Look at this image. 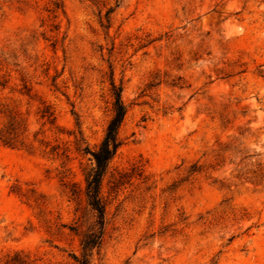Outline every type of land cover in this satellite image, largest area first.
<instances>
[{"label":"rangeland","instance_id":"rangeland-1","mask_svg":"<svg viewBox=\"0 0 264 264\" xmlns=\"http://www.w3.org/2000/svg\"><path fill=\"white\" fill-rule=\"evenodd\" d=\"M111 75L93 264H264V0H0V264H77Z\"/></svg>","mask_w":264,"mask_h":264},{"label":"trees","instance_id":"trees-1","mask_svg":"<svg viewBox=\"0 0 264 264\" xmlns=\"http://www.w3.org/2000/svg\"><path fill=\"white\" fill-rule=\"evenodd\" d=\"M112 9L108 10V14ZM109 21V17L107 19ZM122 85H118L111 75V92L114 99V113L111 117L104 138L100 144L91 149L86 146L83 151L91 155L93 166L86 174L85 197L87 204L91 208L94 220L81 232V251L79 254H73L77 264H93V256L99 253L105 237V211L106 202L102 196V182L112 159L121 145L119 138V128L126 114V106L122 100ZM6 143H11L8 138L3 139ZM76 189L72 194H77Z\"/></svg>","mask_w":264,"mask_h":264}]
</instances>
